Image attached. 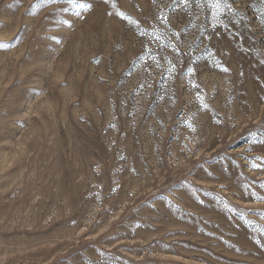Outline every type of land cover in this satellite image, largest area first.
Instances as JSON below:
<instances>
[{
  "label": "rangeland",
  "instance_id": "374dc122",
  "mask_svg": "<svg viewBox=\"0 0 264 264\" xmlns=\"http://www.w3.org/2000/svg\"><path fill=\"white\" fill-rule=\"evenodd\" d=\"M0 264H264V0H0Z\"/></svg>",
  "mask_w": 264,
  "mask_h": 264
}]
</instances>
